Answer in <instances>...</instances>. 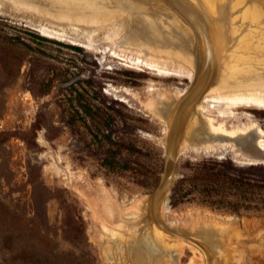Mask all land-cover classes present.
Returning <instances> with one entry per match:
<instances>
[{
  "label": "rangeland",
  "instance_id": "rangeland-1",
  "mask_svg": "<svg viewBox=\"0 0 264 264\" xmlns=\"http://www.w3.org/2000/svg\"><path fill=\"white\" fill-rule=\"evenodd\" d=\"M14 1L0 3L7 12L0 14V264H24L29 254L21 244L35 258L60 264H264V212L235 214L198 202L174 207L171 193L161 220L204 251L183 239L180 249H168L153 231L160 228L150 209L165 169L170 117L202 68L195 56L205 60L211 50L217 64L203 98L233 68L244 67L236 59L247 35H254L252 61H264V50L253 49L264 45V0H106L121 13H88L84 20L72 13L65 18L52 0H27L22 8ZM134 16L157 24L168 38L146 35ZM39 26L65 40L44 36ZM185 48L195 65L180 57ZM113 52L182 76L129 68ZM255 63L252 69L263 73L264 63ZM241 80L236 75L231 83ZM200 103L178 151L172 191L206 159L264 163L260 135L249 128L254 123L264 131V107L236 105L221 117L217 108L201 114ZM214 105V99L207 104ZM89 109L101 110V119ZM204 116L246 134L221 141L236 137L212 132ZM130 213L133 220L126 219ZM10 234L14 254L4 247Z\"/></svg>",
  "mask_w": 264,
  "mask_h": 264
},
{
  "label": "bare ground",
  "instance_id": "bare-ground-1",
  "mask_svg": "<svg viewBox=\"0 0 264 264\" xmlns=\"http://www.w3.org/2000/svg\"><path fill=\"white\" fill-rule=\"evenodd\" d=\"M20 1V4H21V8L22 6L24 5L22 2H26L27 0H18ZM17 0L14 1V2H18ZM34 1V0H32ZM37 2V0H35ZM45 1V0H44ZM51 1V0H50ZM54 5L58 6L59 8H62L65 10V13L64 15L65 18L67 17L68 18V15L67 14H74V15H81L80 17H82L83 15V20H84V17L89 14L91 15H97L100 14V16L102 17V15L105 13H110L111 12H119L121 10L117 9V8H114L113 6L109 5V3H107L106 0H102V1H95V0H55L56 2H54V0H52ZM106 1V2H105ZM123 1V0H122ZM126 1V0H125ZM172 1V0H171ZM5 0H0V3H4ZM12 2V1H11ZM47 2V0L45 1ZM19 3V2H18ZM17 3V4H18ZM20 4L16 5V6H19ZM30 4V2H29ZM34 4V3H33ZM170 5H172V2H169ZM14 5V7H15ZM27 5V3H26ZM31 5V4H30ZM54 5H52L54 7ZM29 6V5H28ZM19 10L21 8L17 7ZM31 8V7H30ZM41 9V8H40ZM58 9V8H57ZM14 10V9H12ZM23 10V9H22ZM27 10V9H26ZM60 10V9H59ZM145 10V9H144ZM10 11V10H9ZM21 11V10H20ZM30 11V10H29ZM48 11V10H47ZM172 11V10H171ZM176 14L179 15V13L175 10H173ZM13 11H11L10 14H13L12 13ZM62 12V11H61ZM64 12V11H63ZM116 12V13H117ZM6 14L7 12L4 10V8L0 9V14ZM9 13V12H8ZM121 13V12H119ZM172 13V12H171ZM2 14V15H3ZM104 14V15H105ZM46 15V14H45ZM146 15V14H145ZM175 15V14H174ZM178 15L176 16L177 18ZM73 16V15H72ZM90 16V15H89ZM106 16V15H105ZM137 16V15H136ZM135 17V20L136 18L138 19V17ZM144 16V15H143ZM119 17V16H118ZM126 17V16H125ZM76 18V17H75ZM90 18V17H89ZM123 18V17H121ZM140 18V17H139ZM99 19V18H98ZM101 21L103 18H100ZM112 19V18H110ZM141 19V18H140ZM184 19V18H183ZM69 20V19H68ZM67 20V21H68ZM94 20V18H93ZM97 20V19H96ZM180 20V19H179ZM77 21V20H75ZM87 21V20H86ZM91 21V20H90ZM95 21V20H94ZM101 21H98V23L96 24V26H98V24L100 25L99 22ZM138 22L140 21V23H138L139 25H141V27H143L142 29L144 30L143 32L147 34H149L148 36H152V38H154L155 40H157L158 42L162 41L164 42V40L166 39V37L168 38V36L165 35L161 32L160 29H158L157 27V24H150L148 23L147 21H142L141 20H137ZM73 22V20H72ZM104 22V21H102ZM107 22V21H106ZM80 23V22H78ZM88 23V22H87ZM90 23V22H89ZM93 23V22H92ZM95 23V22H94ZM93 23V24H94ZM135 23V22H134ZM91 24V23H90ZM92 25V24H91ZM102 25H104L102 23ZM101 25V26H102ZM133 25V24H132ZM99 26V27H101ZM98 27V28H99ZM136 27V26H135ZM140 27V26H139ZM39 28V31L46 37H49V38H58L60 40H65V38L60 35V34H57L55 32H52L50 30H48L47 28L45 27H38ZM83 28V27H82ZM93 28V27H92ZM187 28V27H186ZM190 30V28L188 29ZM131 34V33H130ZM253 34V33H252ZM247 35L245 37V41L248 40V37L251 38L250 40L244 42V45H242V53L243 55L240 56V57H237L236 61L238 64H243L244 67L241 68V66L239 67H236V68H233L232 71L230 72V74L228 76L225 77V81H221L220 84L217 83V85L215 86V89L212 90V92H209L208 95H206L203 99H202V103H200V106H199V110L201 111V114L204 115V113H206V111H209L211 110L212 108H217L219 113H220V116L221 117H225L227 116L228 112L230 111L229 108H234L236 107V105H241V106H261V107H264V81H260L259 83V80H264V79H261V78H264V71H262L263 73H259L257 70L255 69H252L253 65L251 66L252 63H255L252 61L251 59V51L248 50L249 47H251V40L254 38V35ZM145 36V35H144ZM171 39V37L169 38ZM173 39V38H172ZM169 40L170 42H173L174 40ZM180 41V40H179ZM176 41H174L173 43L175 44ZM90 44V42H89ZM163 44V43H162ZM166 44H168L166 42ZM93 46V45H92ZM95 46V44H94ZM93 46V47H94ZM181 46V44H180ZM87 48L90 47V45H86ZM143 47V46H142ZM182 47V46H181ZM239 47V46H238ZM263 49H262V48ZM180 48V47H179ZM184 48H181L180 50H182ZM186 49V48H185ZM255 51H260V50H264V45L262 44V46H256V48H253ZM176 51V49H175ZM178 51V50H177ZM176 51V52H177ZM248 51V52H247ZM144 52V51H143ZM157 52V51H156ZM180 53V52H179ZM260 52H258L257 54H259ZM159 54V53H158ZM171 54V53H170ZM182 54V53H181ZM180 54V55H181ZM179 55V54H178ZM113 56L115 57H118L120 59H122L123 61L126 62V65L129 67V68H135V67H143V66H146L147 68L151 69L153 72L156 73L157 76L159 77H171V76H182V73H178V72H172V71H169L167 69H164L162 67H159L157 65H154L152 63H149L147 61H144L140 58H137V59H125L123 58L122 56H120L119 54H117L116 52H113ZM158 56V55H157ZM161 56V55H160ZM166 56V55H165ZM172 56V54H171ZM182 58H185L184 62L185 61H189V63L191 62L192 63V66H193V63L195 65V61H194V58H193V53L189 52L187 49L184 50L183 52V55L180 56ZM155 58V57H154ZM159 58V57H158ZM264 61H256L255 65H260V64H263ZM186 66V65H185ZM247 66V67H246ZM195 67V66H194ZM244 68H246V70H244ZM258 68V67H257ZM236 75H240L242 77V80L241 81H236V82H233L231 83L232 79H234L235 81V76ZM237 78V77H236ZM248 82H252V83H248ZM210 91V90H209ZM127 94H129L128 90H126ZM159 96V95H158ZM165 99V98H164ZM211 99H214L217 103V105H214V106H207V104L210 102ZM159 101V100H158ZM157 101V102H158ZM173 101V100H172ZM164 102V101H163ZM167 102V101H166ZM156 104H159V103H156ZM158 109V108H157ZM203 117V116H202ZM195 121H197V118L195 119ZM193 121V122H195ZM204 123L206 124L207 128L209 130H212V132H219L221 135L223 136H226V137H236L238 134L241 135V134H246V131H243V130H240V131H237V132H233V131H229L228 129H226L224 127L223 124H218V121H216L214 118H210L208 116H204ZM197 123V122H196ZM191 125V124H190ZM193 125V123H192ZM192 125H191V129H192ZM195 127V125H194ZM189 128V129H190ZM251 130H255L259 135H260V140L258 141L259 143V146L264 150V131L257 125V124H254L252 123L250 125ZM216 135V134H215ZM186 143V142H185ZM245 164V162H244ZM105 192V191H104ZM142 204L143 203H138L136 205V209L138 210V213L140 211L143 210L142 208ZM135 210V209H134ZM119 213V212H118ZM137 213V214H138ZM140 214V213H139ZM133 214L130 213V214H127V217L126 219L128 220H133ZM116 219V218H115ZM119 222H117V225L118 224H121V220H119V216L117 218ZM140 220V218H139ZM138 221V220H137ZM103 222V220H102ZM106 224V222H103ZM123 224V223H122ZM126 224V223H125ZM131 224L134 226L138 225V222L136 221H133L131 222ZM130 224V225H131ZM129 225V224H128ZM103 226V229L105 231H107L106 227L104 225ZM122 226V225H121ZM117 227V226H116ZM123 227V226H122ZM156 227V226H155ZM127 231V230H126ZM131 231V230H129ZM158 241L160 242H164V244L166 245V247L168 249H171V248H174V247H178L180 249L181 246H183L185 243L181 240V239H172V237H167V235L165 233H163L160 229H154L153 230ZM113 237H115V235H117V238H119L120 240L123 238L121 234H115V232L112 233ZM125 236V235H124ZM126 240V239H124ZM170 242V243H169ZM188 246V245H187ZM190 246V245H189ZM192 250H195V252H197V249L195 248V246H191ZM177 249V248H176ZM184 250V248H183ZM191 250V251H192ZM199 253V252H198ZM116 254V253H115ZM126 257V256H125ZM107 260V259H106ZM127 260V259H126ZM129 262V261H128ZM132 263V262H131ZM133 264V263H132Z\"/></svg>",
  "mask_w": 264,
  "mask_h": 264
},
{
  "label": "trees",
  "instance_id": "trees-1",
  "mask_svg": "<svg viewBox=\"0 0 264 264\" xmlns=\"http://www.w3.org/2000/svg\"><path fill=\"white\" fill-rule=\"evenodd\" d=\"M88 113L101 119L99 109H89ZM191 172L173 188L171 204L174 207L184 202H198L214 210L235 214L264 212V163L238 166L231 159L212 158L196 164ZM15 239V235L10 234L4 246L13 254ZM21 248L23 253L29 254L21 259L24 264H60L59 261L35 258L24 244Z\"/></svg>",
  "mask_w": 264,
  "mask_h": 264
},
{
  "label": "water",
  "instance_id": "water-1",
  "mask_svg": "<svg viewBox=\"0 0 264 264\" xmlns=\"http://www.w3.org/2000/svg\"><path fill=\"white\" fill-rule=\"evenodd\" d=\"M214 53L216 54L217 52ZM211 54V50H208L207 58L205 60H201V57H199L198 55V59L195 56L199 67L202 66V68L197 73V77L193 87L181 100H179V102L175 106L173 115L170 117L171 122L168 130L169 135L167 140V158L165 169L161 182L152 196L150 205L152 217L155 220L156 225L161 230L169 233V235H173L176 238L183 239L195 246H199L202 250H204L203 246L196 240H194L191 236H188L183 232L172 229L165 225L161 220L160 212L163 210L164 204L168 205V203L170 202L169 196L172 193V187L176 178L177 155L183 140L184 133L189 125V119L191 116H193L192 111H197L196 107L201 102L203 96L206 94L207 89L210 87V81L214 77L216 71L217 64H212L213 61L211 59ZM202 61L203 65H201ZM189 113L190 115L187 117ZM238 137L233 139L222 137L220 138V140H233V142H236V139ZM220 159H225V156H221ZM262 163L263 162L254 161L248 163L247 165H256ZM207 264H211L209 259H207Z\"/></svg>",
  "mask_w": 264,
  "mask_h": 264
}]
</instances>
